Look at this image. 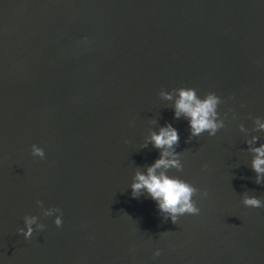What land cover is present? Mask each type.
I'll list each match as a JSON object with an SVG mask.
<instances>
[{"label": "water", "instance_id": "1", "mask_svg": "<svg viewBox=\"0 0 264 264\" xmlns=\"http://www.w3.org/2000/svg\"><path fill=\"white\" fill-rule=\"evenodd\" d=\"M181 87L219 97L214 134L173 115ZM257 120L264 0H0V264H264ZM166 123L180 167L162 170L199 208L175 223L130 188Z\"/></svg>", "mask_w": 264, "mask_h": 264}, {"label": "clouds", "instance_id": "2", "mask_svg": "<svg viewBox=\"0 0 264 264\" xmlns=\"http://www.w3.org/2000/svg\"><path fill=\"white\" fill-rule=\"evenodd\" d=\"M87 38H85L86 41ZM178 96L174 102V116H180L181 113L188 118V126L191 135L195 136L202 131L207 130L209 135L215 133L216 129L221 126V122L216 119V107L219 97L214 92H207L203 98L195 94L191 87H181L177 89ZM166 98H171L169 93H163ZM256 126L264 129V120H257ZM148 139L151 140L154 147L160 148V155L147 166L144 172L137 171L130 185L131 194L136 196L141 189L145 190L155 201L156 208L167 213L171 222L177 221V216L184 213L195 214L199 212L192 199V195L197 189L185 180L175 176H169L162 169L169 167H180V162L176 159L177 153L173 152L172 146L178 140L176 129L171 124H164L156 131L150 132ZM257 138L253 136L251 141ZM31 153L34 156H44L42 148L32 144ZM254 155L251 160V167L257 174V183L260 182V174L264 173V143L254 146L250 149ZM161 169L160 171H157ZM201 195H206L202 192ZM245 206L260 207L262 201L255 196H245L243 198ZM35 217L25 218V228L17 229L22 232L25 238H28L32 232V223ZM54 224L60 226L61 218L57 217ZM39 227V226H38ZM159 249L154 250L153 255H159Z\"/></svg>", "mask_w": 264, "mask_h": 264}]
</instances>
